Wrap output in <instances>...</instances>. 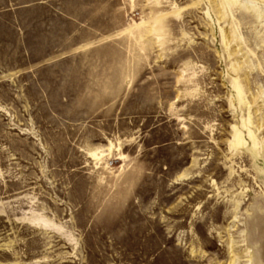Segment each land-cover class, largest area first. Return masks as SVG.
Returning <instances> with one entry per match:
<instances>
[{"label":"rangeland","instance_id":"rangeland-1","mask_svg":"<svg viewBox=\"0 0 264 264\" xmlns=\"http://www.w3.org/2000/svg\"><path fill=\"white\" fill-rule=\"evenodd\" d=\"M233 262L264 264V0H0V264Z\"/></svg>","mask_w":264,"mask_h":264},{"label":"bare ground","instance_id":"bare-ground-1","mask_svg":"<svg viewBox=\"0 0 264 264\" xmlns=\"http://www.w3.org/2000/svg\"><path fill=\"white\" fill-rule=\"evenodd\" d=\"M253 139V144H254V146H258L257 145V143H256V141H255V139L254 138H252ZM234 263V262H233ZM235 264V263H234Z\"/></svg>","mask_w":264,"mask_h":264}]
</instances>
